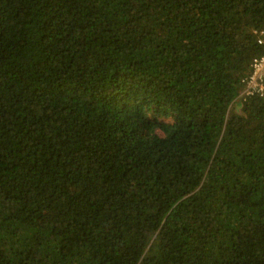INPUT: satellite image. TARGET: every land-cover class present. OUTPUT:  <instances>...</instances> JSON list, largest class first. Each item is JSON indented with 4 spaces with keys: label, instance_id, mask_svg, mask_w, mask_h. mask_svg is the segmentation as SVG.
Wrapping results in <instances>:
<instances>
[{
    "label": "trees",
    "instance_id": "trees-1",
    "mask_svg": "<svg viewBox=\"0 0 264 264\" xmlns=\"http://www.w3.org/2000/svg\"><path fill=\"white\" fill-rule=\"evenodd\" d=\"M264 0H0V264H264Z\"/></svg>",
    "mask_w": 264,
    "mask_h": 264
},
{
    "label": "built area",
    "instance_id": "built-area-1",
    "mask_svg": "<svg viewBox=\"0 0 264 264\" xmlns=\"http://www.w3.org/2000/svg\"><path fill=\"white\" fill-rule=\"evenodd\" d=\"M258 43L264 44V37H260ZM242 94L244 96L264 95V55L253 61L252 71L245 80Z\"/></svg>",
    "mask_w": 264,
    "mask_h": 264
}]
</instances>
